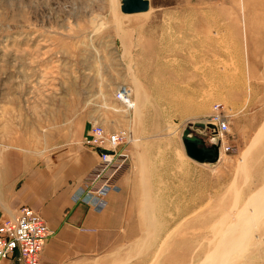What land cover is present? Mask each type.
Listing matches in <instances>:
<instances>
[{"label": "rangeland", "instance_id": "374dc122", "mask_svg": "<svg viewBox=\"0 0 264 264\" xmlns=\"http://www.w3.org/2000/svg\"><path fill=\"white\" fill-rule=\"evenodd\" d=\"M121 1L0 0V155L81 133L43 129L55 121L125 131L151 194L99 264H264V0H153L144 16ZM186 127L220 145L216 163L187 155Z\"/></svg>", "mask_w": 264, "mask_h": 264}, {"label": "crops", "instance_id": "0c3cea01", "mask_svg": "<svg viewBox=\"0 0 264 264\" xmlns=\"http://www.w3.org/2000/svg\"><path fill=\"white\" fill-rule=\"evenodd\" d=\"M152 2L150 0V11ZM149 10L143 15L142 12L128 15L144 16ZM54 110L70 113L68 107H54ZM92 123L87 118L78 126L69 121L45 124L43 129L79 128L81 133L68 139H64L65 132L64 138L59 133V139L33 148L23 139L21 149H11L0 155V224L17 218L25 205L38 211L47 220L52 233L42 264H99V259L118 253L132 241L135 227L141 225L142 211L146 209L144 196L151 192L129 170L119 178V189L106 196L105 205L94 208L75 200L77 188L99 161L98 152L83 142ZM14 127L35 128L27 121ZM0 264H12V260L4 258Z\"/></svg>", "mask_w": 264, "mask_h": 264}, {"label": "built area", "instance_id": "2783aa9c", "mask_svg": "<svg viewBox=\"0 0 264 264\" xmlns=\"http://www.w3.org/2000/svg\"><path fill=\"white\" fill-rule=\"evenodd\" d=\"M116 98L127 110L135 107L126 85L119 87ZM208 124H214L212 129L219 135L229 128L228 121L218 110ZM83 142L98 152L99 161L84 177L74 197L77 202L99 208L105 205V198L112 190L119 189L118 180L130 164V136L125 131L110 132L95 122ZM51 234L47 220L38 211L27 205L21 207L17 218L0 224V261L10 258L12 264H42Z\"/></svg>", "mask_w": 264, "mask_h": 264}, {"label": "water", "instance_id": "95a60500", "mask_svg": "<svg viewBox=\"0 0 264 264\" xmlns=\"http://www.w3.org/2000/svg\"><path fill=\"white\" fill-rule=\"evenodd\" d=\"M150 0H122L121 10L124 13L146 12L150 9ZM214 128V124H208ZM182 141L189 157L201 163H216L220 157L219 145L208 146L203 137L195 134L192 127H186L182 133Z\"/></svg>", "mask_w": 264, "mask_h": 264}, {"label": "bare ground", "instance_id": "6f19581e", "mask_svg": "<svg viewBox=\"0 0 264 264\" xmlns=\"http://www.w3.org/2000/svg\"><path fill=\"white\" fill-rule=\"evenodd\" d=\"M205 139V138H204ZM205 141H206V139H205ZM206 144L208 145V143L206 142ZM209 146V145H208ZM219 151H220V154H221V150H220V145H219ZM219 159H220V157H219Z\"/></svg>", "mask_w": 264, "mask_h": 264}]
</instances>
